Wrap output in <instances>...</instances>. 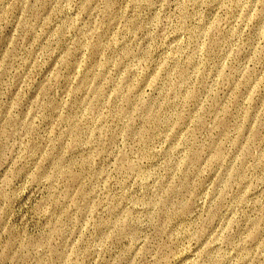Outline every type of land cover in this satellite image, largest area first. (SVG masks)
I'll list each match as a JSON object with an SVG mask.
<instances>
[{
  "label": "rangeland",
  "instance_id": "obj_1",
  "mask_svg": "<svg viewBox=\"0 0 264 264\" xmlns=\"http://www.w3.org/2000/svg\"><path fill=\"white\" fill-rule=\"evenodd\" d=\"M0 264H264V0H0Z\"/></svg>",
  "mask_w": 264,
  "mask_h": 264
}]
</instances>
